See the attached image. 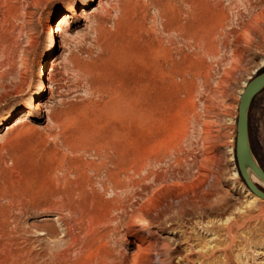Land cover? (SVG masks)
<instances>
[{
    "label": "rangeland",
    "instance_id": "374dc122",
    "mask_svg": "<svg viewBox=\"0 0 264 264\" xmlns=\"http://www.w3.org/2000/svg\"><path fill=\"white\" fill-rule=\"evenodd\" d=\"M263 70L264 0H0V264H264Z\"/></svg>",
    "mask_w": 264,
    "mask_h": 264
},
{
    "label": "water",
    "instance_id": "95a60500",
    "mask_svg": "<svg viewBox=\"0 0 264 264\" xmlns=\"http://www.w3.org/2000/svg\"><path fill=\"white\" fill-rule=\"evenodd\" d=\"M264 90V70L252 77L244 87L239 102L236 119L237 137L234 158L237 163L239 175L243 178L249 190L264 200V189L251 179L254 174L264 183V170L258 163L250 142L249 116L254 98Z\"/></svg>",
    "mask_w": 264,
    "mask_h": 264
},
{
    "label": "bare ground",
    "instance_id": "6f19581e",
    "mask_svg": "<svg viewBox=\"0 0 264 264\" xmlns=\"http://www.w3.org/2000/svg\"><path fill=\"white\" fill-rule=\"evenodd\" d=\"M90 2V1H89ZM89 2L87 3V5L89 4ZM82 13H83V16H85L86 14H87V12H85V11H81ZM71 13L74 15V14H76L77 13V11H76V6L75 5H72L71 7H70V9H69V11L68 12H63V13H61L60 14V16L58 17L59 19L57 20V22H56V25L53 27V29H52V33L53 34H56L57 36H60L59 34H60V30H61V27H60V25L61 24H64V23H66L67 22V20H69V19H71V17H72V15H71ZM82 15H81V18L83 17ZM55 46V43H53L52 44V48ZM155 48V47H154ZM143 65V64H142ZM143 69V68H142ZM141 69V70H142ZM150 73V72H149ZM143 75V74H142ZM52 78H53V73H52V71H51V69H50V72H49V75H48V77H47V80L49 81V83H51V81H52ZM140 78V77H139ZM145 78V77H144ZM136 80V79H135ZM139 83H138V85H140L141 86V84H140V81H138ZM149 82V81H148ZM133 83V82H132ZM143 83V82H142ZM152 83V82H151ZM145 84V83H144ZM156 86V85H155ZM45 87H49V85H46L45 83H43L42 84V88H45ZM144 87V86H143ZM146 87H147V85H146ZM145 87V88H146ZM142 88V87H141ZM150 89V88H149ZM132 90V89H131ZM130 90V91H131ZM135 91V90H134ZM243 91V90H242ZM142 92V91H141ZM135 93V92H134ZM138 94H139V92H137ZM136 94V93H135ZM140 95V94H139ZM136 96H137V94H136ZM136 98V97H135ZM38 104V103H37ZM32 106L30 105V106H28V108L25 110V111H23L22 113H21V115L18 117V119H16V120H19V118H21L23 115H25V114H27V112L29 111V109L31 108ZM11 116L12 115H8L6 118H5V120H4V122L5 123H7V122H9L10 121V118H11ZM234 153H235V148H234ZM238 168V167H237ZM236 175V174H235ZM251 179H252V181L255 183V184H257L259 187H262L263 189H264V183L261 181V180H259L254 174H251ZM250 195V198H251V203H253V202H255L256 201V199H257V197H259V196H257L256 194H249ZM249 203V202H248ZM249 205H251L250 203H249ZM224 223V222H223ZM222 223V224H223ZM244 224V222H242V223H238V221H235V220H232V219H230V217H228L226 220H225V227H223V228H225V230H226V234L228 235V237H229V245H228V247H231L232 245H233V243H235V239H236V237H235V235H234V228L235 227H241L242 225ZM236 234V233H235ZM143 240H145V239H143ZM142 241V240H141ZM145 243V242H144ZM143 243V244H144ZM147 245V244H146ZM148 247L150 246V245H147ZM227 247V246H226ZM147 248V247H146ZM214 248V247H213ZM212 248V249H213ZM230 249V248H229ZM138 251H139V254H142V253H144L145 251H146V249L145 248H143L142 247V245L141 244H139L138 245ZM151 251V250H150ZM209 251V250H208ZM136 254V253H135ZM209 255H211V254H209ZM224 259H225V261H224V264L225 263H227V264H229V262H230V256H229V254L227 253V251L226 250H224ZM187 257V256H186ZM188 259V258H187Z\"/></svg>",
    "mask_w": 264,
    "mask_h": 264
},
{
    "label": "flooded vegetation",
    "instance_id": "af4514ba",
    "mask_svg": "<svg viewBox=\"0 0 264 264\" xmlns=\"http://www.w3.org/2000/svg\"><path fill=\"white\" fill-rule=\"evenodd\" d=\"M263 91H264V90H263ZM263 91H262V92H263ZM262 92H261V93H262ZM261 93H259L258 95H260ZM258 95H257V96H258ZM257 96H256V97H257ZM256 97L254 98L253 103H252V105H251V110L254 108V105H255V102H256ZM251 110H250V113H251ZM249 118H250V116H249ZM249 132H250V129H249ZM250 137H251V134H250ZM250 139H251V138H250Z\"/></svg>",
    "mask_w": 264,
    "mask_h": 264
}]
</instances>
